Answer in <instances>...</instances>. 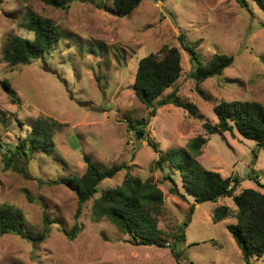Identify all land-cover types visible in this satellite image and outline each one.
Segmentation results:
<instances>
[{
  "label": "rangeland",
  "instance_id": "374dc122",
  "mask_svg": "<svg viewBox=\"0 0 264 264\" xmlns=\"http://www.w3.org/2000/svg\"><path fill=\"white\" fill-rule=\"evenodd\" d=\"M113 2L71 0L67 8H57L44 0H0L2 148L16 144L27 124L39 117L57 123L55 151L34 152L28 159V175L15 165L7 168L0 152V206L23 212L25 232L43 231L45 213L54 220L49 237L37 245L21 235L0 234V264H247L227 228L237 218L214 221L213 215L222 204L234 208L235 214L233 195L246 188L264 192V146L238 129L213 133L200 162L223 177L237 175L242 181L232 195L199 203L169 162L164 169L157 168L160 154L148 138L163 151L187 147L192 138L208 134L205 123H217L214 107L222 100L264 105V10L255 0L253 13L236 0H144L132 14L120 17ZM28 13L50 18L63 37L43 57L11 66L3 61L2 49L12 35L33 37L22 26ZM181 35L196 45L203 63L220 53L235 57L223 74L199 85L204 94L192 75L193 62L181 45ZM165 45L179 48L183 72L160 98L176 90L196 115L172 103L159 106L157 101L156 116L139 140L129 124L148 118L151 108L135 93L138 65L151 53L161 57ZM5 82L16 92V100ZM86 156L106 168L128 165L102 181L96 196L120 185L128 171L159 185L164 193L159 227L167 247L135 244L110 220L96 221L93 199L77 219L76 193L51 182L83 175ZM77 221L83 230L70 239L63 229H72ZM181 230L186 241L179 244L177 259L169 244ZM252 264H264V255L252 258Z\"/></svg>",
  "mask_w": 264,
  "mask_h": 264
},
{
  "label": "trees",
  "instance_id": "16d2710c",
  "mask_svg": "<svg viewBox=\"0 0 264 264\" xmlns=\"http://www.w3.org/2000/svg\"><path fill=\"white\" fill-rule=\"evenodd\" d=\"M47 4L57 8H67L71 0H44ZM144 0H114L116 13L125 17L133 13ZM241 6L253 13L252 0H236ZM264 10V0H255ZM107 8V7H106ZM23 28L33 34L32 38L12 35L4 44L2 59L11 66L30 64L33 60L41 58L50 51L63 37L60 27L50 18L28 13ZM182 47L189 53L193 62L192 75L195 78L198 90L204 94L200 84L205 80L221 75L233 65L235 57L228 54H216L203 63L196 45L187 42L185 35L180 37ZM162 56L151 53L143 57L138 65L137 76L134 83L135 93L139 100L151 108L148 118L139 122H130L129 128L135 131L136 137L141 140L147 133L149 120L156 116L158 101L159 106L174 104L185 107L196 115L195 109L190 104L183 102L174 90L164 98H160L164 91L174 85L183 72L182 55L177 46L165 45ZM6 89L16 100V92L11 89L8 82L4 83ZM217 123L213 126L205 123L207 135L199 134L192 138L187 147L163 151L148 138L149 145L160 154L156 162L159 169H164V163L169 162L178 170L184 185L190 193L201 203L204 201L218 202L220 199L235 193L242 179L235 176L223 177L219 172L208 170L200 162L213 133L234 132L238 129L245 138L256 141L258 146H264V105L258 101L248 100H222L214 107ZM55 121L39 117L32 124H27L24 136L16 144L2 148L3 162L7 168L15 167L28 175V159L34 152L41 151L52 154L56 144L54 140ZM86 171L83 175L69 176L53 181L54 184H64L73 190L78 197L77 219L83 212L84 205L93 199L92 213L96 221L110 220L116 227L130 236V241L135 244H155L167 247L163 238V230L159 227L158 215L164 204V193L159 185L152 179H143L140 176L127 172L123 182L113 188L103 191L100 196L99 185L106 179L114 178L120 171L127 169V163L115 164L109 168L103 167L86 156ZM15 165V166H14ZM172 178L171 175L167 176ZM263 186V185H261ZM237 205L234 208L227 204L219 205L214 210V221H221L234 215L235 223L228 224L227 228L233 235L242 250L247 264H252V258L264 255V192L255 188H246L233 195ZM26 223L23 212L8 205L0 206V234H17L33 241L36 245L45 241L54 223L46 213L44 214V230L38 233L25 232L22 227ZM83 230V224L76 222L70 230L63 231L70 239H75ZM175 242L169 244L173 255L179 259L178 246L186 241V235L181 230L175 235Z\"/></svg>",
  "mask_w": 264,
  "mask_h": 264
},
{
  "label": "water",
  "instance_id": "95a60500",
  "mask_svg": "<svg viewBox=\"0 0 264 264\" xmlns=\"http://www.w3.org/2000/svg\"><path fill=\"white\" fill-rule=\"evenodd\" d=\"M232 195V194H229V196ZM187 221H190V217L187 219Z\"/></svg>",
  "mask_w": 264,
  "mask_h": 264
}]
</instances>
